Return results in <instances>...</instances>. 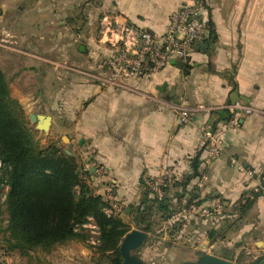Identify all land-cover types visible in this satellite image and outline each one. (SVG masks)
<instances>
[{"label": "crops", "instance_id": "1", "mask_svg": "<svg viewBox=\"0 0 264 264\" xmlns=\"http://www.w3.org/2000/svg\"><path fill=\"white\" fill-rule=\"evenodd\" d=\"M187 1L0 0V27L9 25L21 37L17 52L0 48V68L42 74L44 97L73 120L76 142L91 150L94 172L113 184L115 197L129 204V212L141 200L142 179L151 189L170 187L176 207L185 206L173 218L194 219L197 211L214 208L220 200L222 217L235 216L250 199L227 243L245 252L236 256L229 247L227 256H218L246 264L264 255V0H202L210 35L183 69L171 63L128 81L126 89H113L92 84L71 68L96 67L93 23L103 14L124 16L161 36L171 13ZM237 90L239 101L254 111L239 128L226 130L224 151L207 164L206 153L198 152L202 129L225 123L222 107ZM182 101L193 108L185 126L172 108ZM196 166L199 176L189 180ZM203 176L207 182L200 188ZM194 189L200 203L188 205ZM176 193L184 195L180 202Z\"/></svg>", "mask_w": 264, "mask_h": 264}, {"label": "trees", "instance_id": "2", "mask_svg": "<svg viewBox=\"0 0 264 264\" xmlns=\"http://www.w3.org/2000/svg\"><path fill=\"white\" fill-rule=\"evenodd\" d=\"M223 114V120L227 121L228 112L223 110ZM0 160L7 170L6 232L11 251L28 256L38 250L49 253L57 245L69 241H85L86 237L79 228L92 219L101 231L98 250L109 256L106 264L124 263L120 243L129 233L126 225L122 220L108 217L104 213L103 197L95 195L82 181L81 169L72 155H68L56 144H50L44 149L36 145L23 118V109L13 99L7 75L1 68ZM198 176L196 166L189 180ZM141 184L143 193L136 209L139 225H145L144 216L151 211V203L157 204L159 212L174 215L176 205L174 197L169 195L170 187H161L164 196L159 200L156 195L151 196V187L146 180L142 179ZM195 192V189L189 192L188 205L200 203ZM183 196L181 194L178 197L179 202ZM251 203L250 199H246L238 208L239 220L244 217ZM149 229L148 225L145 230L149 232ZM247 264H264V255Z\"/></svg>", "mask_w": 264, "mask_h": 264}, {"label": "rangeland", "instance_id": "3", "mask_svg": "<svg viewBox=\"0 0 264 264\" xmlns=\"http://www.w3.org/2000/svg\"><path fill=\"white\" fill-rule=\"evenodd\" d=\"M102 16L93 23L97 34ZM6 26L10 30L12 29L9 25ZM71 68L77 69L76 66ZM2 69L10 83L13 99L23 109V118L31 130L36 145L44 149L50 144H56L63 151L69 150L81 169L82 181L95 195L103 197L104 213L106 214L105 211H108L106 214L108 217L122 220L129 233L132 231L146 233L147 239L144 244L140 248L130 251V255L139 262L138 264H198L204 257L227 256V253L230 252L229 247L232 248L231 252L236 256L245 252L241 251L240 247H235V244L232 246L227 244L232 241V231L236 227L235 224L239 222V214L225 215V217H217L213 214L211 217H205L200 211H197L199 214H195L194 219L187 220L173 218L172 214L161 213L157 209V204L151 203V211L144 216L145 225H139L136 217L138 205L131 204L134 210L132 214L127 210L129 204L120 202V199L115 197L113 184L103 182L102 178L100 180L94 172L96 166L92 165L91 150L85 144L79 145L76 142L73 120L63 117V114L61 115L59 112L58 105L50 104L48 98L44 97V88L46 87L43 85L42 74L38 73V76L34 77L31 76L29 69L20 72L15 68L7 70L5 66ZM32 114L51 116L53 123L50 129L47 132L37 129L36 124L30 120ZM65 136L69 138L70 142L63 141ZM69 144H72V148L69 147ZM6 173L7 170L0 160V264H106L109 261V256L98 250L101 231L92 219L79 228V231L86 237L85 241H69L64 245H57L49 253L38 250L28 256L22 255L18 251H11L7 243L8 233L6 232L8 223ZM77 190L79 191V188ZM150 194L154 197L156 192L151 189ZM117 206L122 207L121 212L117 210ZM184 207L177 206L175 212ZM148 225L149 232L145 230ZM228 261L233 262L230 259Z\"/></svg>", "mask_w": 264, "mask_h": 264}, {"label": "built area", "instance_id": "4", "mask_svg": "<svg viewBox=\"0 0 264 264\" xmlns=\"http://www.w3.org/2000/svg\"><path fill=\"white\" fill-rule=\"evenodd\" d=\"M209 35L210 25L203 16L202 0H189L173 11L169 17L167 31L161 36L132 24L124 16L106 13L100 19L96 40V67L90 71H76L97 86L126 89L128 81L156 74L168 67L172 61L186 62ZM20 46L21 37L18 34L5 26L0 27L1 49L17 52ZM172 108L180 126L190 123L193 108L187 101H182ZM201 109L205 108L200 107L199 110ZM222 109L228 112V120L224 124L217 123L202 129L203 137L198 152L206 153L207 164L217 159L224 151L226 130L239 128L242 118L254 111L241 101L236 104L229 103ZM232 163L237 166L239 172H246L236 161ZM206 182L207 178L203 176L198 186L202 188ZM147 184L150 185V182ZM153 190L161 200L164 196L161 186ZM117 210L121 212L122 207L117 206ZM105 212L108 214V211ZM201 213L205 217H211L213 214L221 217L223 200L218 201L214 208H204Z\"/></svg>", "mask_w": 264, "mask_h": 264}, {"label": "water", "instance_id": "5", "mask_svg": "<svg viewBox=\"0 0 264 264\" xmlns=\"http://www.w3.org/2000/svg\"><path fill=\"white\" fill-rule=\"evenodd\" d=\"M0 15H1V9H0ZM85 50V46L81 47V51ZM173 65H178L179 69H183L185 66V63L183 61H172ZM242 98L238 95V90L235 91V93L231 97L230 103L236 104L237 101L241 100ZM30 120L32 123L36 124L37 129L42 130L44 132H47L51 125L53 118L51 116H45V115H36L32 114L30 115ZM63 141L70 142L68 137H63ZM83 141H80L79 145H82ZM69 147L72 148V144H69ZM68 155H71V152L69 150L66 151ZM91 173L93 171H90ZM130 210V209H127ZM147 239V235L144 232L140 231H132L129 233L123 240L120 250L124 258L123 264H138L139 262L130 255V251L136 250L140 248L144 242ZM198 264H235L233 262H230L228 260L217 258V257H204L200 260Z\"/></svg>", "mask_w": 264, "mask_h": 264}]
</instances>
